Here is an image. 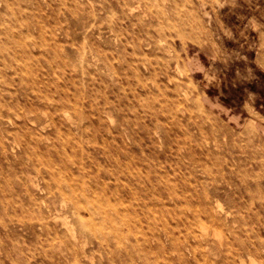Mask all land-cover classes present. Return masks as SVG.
Listing matches in <instances>:
<instances>
[{"label":"rangeland","instance_id":"374dc122","mask_svg":"<svg viewBox=\"0 0 264 264\" xmlns=\"http://www.w3.org/2000/svg\"><path fill=\"white\" fill-rule=\"evenodd\" d=\"M0 264H264V0H0Z\"/></svg>","mask_w":264,"mask_h":264},{"label":"bare ground","instance_id":"6f19581e","mask_svg":"<svg viewBox=\"0 0 264 264\" xmlns=\"http://www.w3.org/2000/svg\"><path fill=\"white\" fill-rule=\"evenodd\" d=\"M88 217V216H87ZM90 219V218H89ZM81 221H83V220H81ZM86 221V220H85ZM88 222V221H87ZM64 223V222H63ZM89 223V222H88ZM79 249V248H78Z\"/></svg>","mask_w":264,"mask_h":264}]
</instances>
